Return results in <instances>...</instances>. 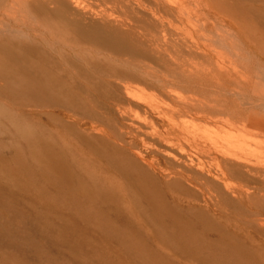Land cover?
<instances>
[{"label": "bare ground", "instance_id": "bare-ground-1", "mask_svg": "<svg viewBox=\"0 0 264 264\" xmlns=\"http://www.w3.org/2000/svg\"><path fill=\"white\" fill-rule=\"evenodd\" d=\"M9 21L42 30L64 48L94 57L77 56L90 70L72 64L91 84L75 89L87 98L102 94L103 112L83 118L65 109L60 114L65 123L77 126L78 138L89 148L87 158H82L85 166L76 165L72 174L93 170L94 156L98 176L84 175L98 180L96 186L103 191L153 187L166 201L208 214L216 211L219 197L230 195L248 202L257 197L249 186L264 179V152L258 145L248 147L246 140L248 134L264 137V86L245 64L244 47L258 48L248 38L242 14L233 17L217 0H0V41L24 50L29 45L3 28L5 23L11 27ZM126 55L133 60L125 59ZM106 60L115 61V66ZM47 160L56 168H67L62 153ZM233 179L244 184H231ZM0 190L17 199L7 184L2 183ZM174 191L184 192L187 198ZM4 207L13 217L9 205ZM35 220L39 221L37 215ZM252 223L264 236V215L256 214ZM86 229L95 231L90 224ZM6 231V225L0 227V244L21 248L27 244L23 239L21 245L20 234L10 236ZM35 251L41 254L38 248ZM258 252L256 247L254 253ZM246 258L257 264L253 257Z\"/></svg>", "mask_w": 264, "mask_h": 264}, {"label": "rangeland", "instance_id": "rangeland-1", "mask_svg": "<svg viewBox=\"0 0 264 264\" xmlns=\"http://www.w3.org/2000/svg\"><path fill=\"white\" fill-rule=\"evenodd\" d=\"M217 1L233 17L244 16L248 38L258 48L249 47L250 44L244 47L245 64L253 78L264 86V76L260 77L264 75V0ZM10 25L5 23L3 28L8 27L29 46L23 50L11 42L0 41V185L7 184L18 195L15 199L11 193L0 190V227L6 225L4 233L20 234L21 245L24 240L27 244L23 248L0 244V264H252L246 255L257 264H264V236L256 232L252 223L256 214L264 215V198L259 197L264 194V179L249 186L257 195L251 201L222 196L216 211L208 214L183 209L171 199L166 201L153 187L129 188L125 193L110 192L108 188L103 191L96 186L100 184L98 180L84 175L92 176L94 172L98 176L99 163L94 156L90 161L93 170L72 174L76 165L85 166L82 158H87L89 148L78 138L77 126L62 120L61 112L67 111L76 118L103 112L102 94L87 98L86 93L75 89L91 87L89 81L77 74L79 68H91L77 56L94 57L78 49L64 48L42 30ZM21 31L23 35L19 34ZM124 58L133 60L127 55ZM104 62L111 66L116 63ZM149 92L153 94L152 90ZM246 145H258L264 152V137L248 134ZM57 153L65 156L67 168L47 163V156ZM230 183L244 184L240 179ZM174 193L187 198L184 192ZM4 204L9 205L7 210L12 209L13 217ZM89 224L94 232L86 229ZM36 247L44 254L39 255ZM256 247L258 253H254Z\"/></svg>", "mask_w": 264, "mask_h": 264}]
</instances>
